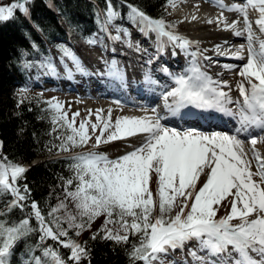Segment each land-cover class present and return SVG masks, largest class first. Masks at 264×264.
Returning <instances> with one entry per match:
<instances>
[{
    "label": "snow or ice",
    "instance_id": "1",
    "mask_svg": "<svg viewBox=\"0 0 264 264\" xmlns=\"http://www.w3.org/2000/svg\"><path fill=\"white\" fill-rule=\"evenodd\" d=\"M119 2L123 4L125 0ZM30 3L32 0H13L8 6L0 5V21L12 19L17 10L27 17L29 8L26 5ZM167 4L177 6L176 0H167ZM216 4L221 14L208 19L207 23H216L246 40L234 52H221L220 46L216 47L217 54L243 62L223 65L228 71L239 68L236 99L231 95L228 81L214 79L207 71L213 61L199 49L198 41L177 34L172 30L174 24H168L163 18H153L136 5L127 4L126 7L129 21L137 25L142 35L155 34L156 55L145 61L147 65L158 59L169 45L190 57L189 66L180 74L170 73L167 67L161 68L175 84L162 93L167 113L175 117L181 110H187L183 117L197 112L207 113L205 119L218 115L230 117L236 124L234 132L169 127L162 122L166 117L156 108L151 109V114L145 110L144 115H121L115 120L111 109L106 116L103 109L89 110L77 127L79 112L69 119L62 102L56 98L46 101L54 112L53 124L60 122V127L70 130V134L57 137L60 142L53 147L58 151L85 148L95 136L91 150L68 157L73 161L70 165L73 176L65 181V196L73 202L76 214L67 211L65 201L50 207L47 217L38 202L25 204L31 198L30 189L18 181L24 179L27 169L4 156L0 141V195H11L9 209H31L19 223L9 225L0 220V264H10L17 242L33 232L40 233L41 243L51 239L70 249L68 260L80 264L82 258L89 257V252L69 237V230L75 229V235L79 236L100 216L106 217L100 230L104 233L103 239L127 244L130 236L137 238L131 244V264H264V154L256 147L264 143V0H244L230 6L224 0H216ZM225 10L239 13L243 27L239 20L229 23L223 16ZM250 10L258 14L255 20L250 19ZM118 18H122L120 13L111 0H107L101 31L107 33L108 25ZM191 19L197 17L193 15ZM109 38L121 39L119 35L110 34ZM97 42L96 39L88 41L93 45ZM100 43L103 46V42ZM126 43L133 47L130 39ZM135 47L138 52H147L138 45ZM193 47L195 50H191ZM62 53L61 62L67 57L76 72L90 74L70 48H62ZM205 60L209 62L207 66L203 63ZM104 64L105 71L97 74L124 86L126 77L118 62L104 61ZM48 67L55 72L53 64L49 63ZM65 68L71 76L72 69L67 65ZM143 83H159L153 79L151 68H145ZM92 115L96 116V122H92ZM137 136L141 137L138 146L116 159L96 151L101 144ZM202 176L204 182L198 187ZM154 177L155 191L152 188ZM225 201L230 204V211L217 219ZM61 210L64 216L58 214ZM33 218L36 228L31 225ZM115 224L119 227H108ZM191 241L196 244L185 251ZM177 250L184 253L183 259H176ZM43 255L50 257L52 264H68L58 249L51 246L43 249ZM33 259L35 264H42L38 257Z\"/></svg>",
    "mask_w": 264,
    "mask_h": 264
},
{
    "label": "trees",
    "instance_id": "2",
    "mask_svg": "<svg viewBox=\"0 0 264 264\" xmlns=\"http://www.w3.org/2000/svg\"><path fill=\"white\" fill-rule=\"evenodd\" d=\"M113 7L122 18L112 23L134 24L127 17V4H133L153 18H163L168 24L167 0H111ZM29 15L25 17L19 10L8 21H0V141L3 142V154L15 164L27 171L24 179L18 181L30 189V204L38 202L47 217L50 207L65 194V181L73 176L68 157L87 152L85 148H73L70 152H61L53 147L59 144L58 136L70 134V130L53 124L54 112L45 103L50 98L41 92H30L27 87L36 83L42 72L51 71L48 64L65 68L69 59L61 57L62 48L75 46L83 48L90 39L104 41L110 31H101V23L107 11V0H32L26 5ZM72 43H71V42ZM23 100V102H21ZM55 128V131L53 129ZM51 149V150H50ZM43 158L33 161L36 158ZM10 194L0 195V220L11 225L19 223L31 211L30 207L9 209ZM62 216L61 212L58 213ZM33 228L37 223L31 220ZM67 227V224L64 225ZM101 227L75 235V229L69 230V237L85 246L88 258H82L80 264H131V244L137 239L130 236L127 244H117L103 239ZM94 233H98L93 239ZM39 232H33L17 242L10 258V264H35L38 257L42 264H51L50 257L43 255V249L51 246L58 249L68 264L70 249L59 246L51 239L41 243ZM64 239V238H62ZM140 264V262H137Z\"/></svg>",
    "mask_w": 264,
    "mask_h": 264
},
{
    "label": "bare ground",
    "instance_id": "3",
    "mask_svg": "<svg viewBox=\"0 0 264 264\" xmlns=\"http://www.w3.org/2000/svg\"><path fill=\"white\" fill-rule=\"evenodd\" d=\"M194 0H179L176 9L178 13L185 19L186 25L190 26V30L186 31L184 28L181 29H172L177 34H180L189 40L192 41H198L199 42V49L204 53L205 56L211 57L212 64L210 67H207V71L210 75L213 76L214 79L219 80H226L228 81L229 85L232 87L231 95L233 99H236L239 96L238 91L235 89V85L237 81L240 79V77L236 74L239 71V68H235L232 71L226 70L223 65L226 64H233V65H239L242 64V61L231 59L229 56L219 55L216 52V47L220 46V51H231L234 52L241 44H245L246 40L243 37H236L231 30H224L221 26H218L216 23L209 24L207 23L208 19H213L218 17L221 14V9L217 6L216 0H206L207 2H193ZM193 2V3H192ZM244 0H224V3L226 5H232L234 3H243ZM195 15L197 19L193 20L191 17ZM257 13L255 11L250 10L249 16L250 19L255 20L257 18ZM223 16L227 18L229 23H232L233 21L239 20L240 27H243V18L240 16L239 13L234 11H223ZM254 31H257V34L259 35L258 28L255 24H253ZM151 43L150 41L141 42L142 44L139 45L140 49H146L147 52L140 51L138 52L136 49L132 50L129 46L123 45L119 42L116 43V46L121 49L116 50L113 49L110 53L115 54L116 57H100L98 58H90L87 59L82 56H79L83 65L88 70L90 74H83L76 72L73 67L72 73L74 74L75 78L84 80L82 83H78L76 81H69V83L73 86L83 85L85 86V89H97V90H105L108 92H102L104 95L116 97V98H122L119 95H127L129 92H133L136 95L139 93L136 91H141L142 88H144L145 84L143 83V72L145 68H151L153 73V78L156 76V80L158 81H169L170 76L167 73H164L161 71V67H167L169 68V72L173 74V69L175 66L179 67L178 70L182 73L189 65L188 62L190 60V57L187 55H184L181 59L176 58V56L179 57L178 53L175 52V55H173V48L166 47L163 54L159 55L158 59L154 60L151 65H147L145 61L151 57L156 55L155 51V44L154 40ZM138 43H136L137 45ZM167 49H168V55H167ZM195 50V47L193 49ZM169 51L171 53H169ZM247 55V53H245ZM166 56V57H162ZM162 59V60H161ZM116 60L124 69L125 77H126V83L124 86H121V83L117 80H114L112 78H109L105 75H98L97 73H102L105 71V64L104 61H111ZM203 63L207 66L209 62L207 60L203 61ZM72 66V65H71ZM176 71V70H175ZM217 73H220L221 75H217ZM162 75L165 78H159ZM41 77V76H40ZM39 77V79H40ZM39 79L37 83H39ZM175 84H171L170 87L167 90H170L171 87H174ZM165 90L164 92H166ZM227 91L228 89H224ZM118 94V95H117ZM82 95V94H81ZM146 96V95H143ZM147 98V97H146ZM94 99H100L99 96H94ZM111 99V98H109ZM160 98H158L159 100ZM123 101H126L125 99H122ZM114 103V100L111 99V105ZM157 103V110L160 114L166 115L167 110L164 108V100L162 98L161 94V100L156 102ZM155 103V104H156ZM169 103H171V100H169ZM163 107V108H162ZM230 107H235V105H230ZM145 113H139L134 115H144ZM197 115H193L190 117H183V114L179 115V120L181 121L180 124H170L171 127H177L179 128L181 125H186V123H190L192 119H196ZM218 121L221 123V115L216 116ZM188 125V124H187ZM234 126H236L235 123H233ZM131 149H134L136 146H138L141 137H132L131 138ZM264 146V143H258L257 148L261 151L262 154H264V151L262 150ZM254 163L255 160H254ZM231 251V248L229 249ZM203 254V253H201Z\"/></svg>",
    "mask_w": 264,
    "mask_h": 264
},
{
    "label": "rangeland",
    "instance_id": "4",
    "mask_svg": "<svg viewBox=\"0 0 264 264\" xmlns=\"http://www.w3.org/2000/svg\"><path fill=\"white\" fill-rule=\"evenodd\" d=\"M179 0H176V5L179 3ZM202 3L207 2L206 0H200ZM198 0V2H200ZM13 2V0H0V5L3 6H8ZM194 3L197 2V0L193 1ZM192 2V3H193ZM169 19L173 20V22L175 23V29H181L184 28L186 31H189L191 28L189 25H186L185 23V19L178 13L176 7H172L169 6ZM132 25H126V24H119V23H112L110 25V29L112 31L111 36H113V34L119 35L122 39V41L124 42V44H127L126 41H128L130 39L133 47H130L132 50L136 49V43H138L137 45H141L140 44V39L141 37H139L138 34H136L135 29H138L137 25L134 24L135 29H133V32L129 29L131 28ZM126 33H130L129 35H126ZM149 40H156L155 34H149ZM96 39V38H95ZM112 40V39H111ZM135 40V43H134ZM98 41V39H97ZM103 42V46L101 45V43L98 41L95 45L90 44V43H86V44H82L83 49L82 50H78V48L74 51L76 54L78 53V51L80 53L83 54L84 59H90V58H98L100 59V57H116L115 54L110 53L113 49L116 50H120L117 46L116 43L118 42H114L111 45L110 39L107 38L106 40L104 39ZM153 42V41H152ZM151 42V43H152ZM155 44V42H154ZM76 46V45H75ZM78 47V46H76ZM167 47H171V45L167 46ZM140 48V46H139ZM75 49V48H73ZM175 52L178 53L179 57H183L185 55L184 52H182L181 49L179 48H175L173 49ZM181 52V53H180ZM169 53H171L169 51ZM167 55H168V49H167ZM112 61V60H111ZM57 67V65L55 66ZM73 69H75L74 65L72 64ZM169 69V68H168ZM57 70H62L60 68H56L55 72H57ZM50 78H58V77H52L51 76H46V77H40L39 79V83H44L45 85L42 86L39 83H30V85L27 87V89L30 92H41V94H43L44 96L52 99V98H56L58 99L60 102H62L64 104V110L68 112V117L69 119H71V116L73 113L75 112H79L80 116L77 117V121H76V126H79V123L82 119H84L85 117L88 116L89 114V110L95 112V110L97 109H103L104 110V115H107V111L109 109L112 110V116H113V120H115V118H117L118 116L121 115H134V114H139V113H145V110L148 112V114H151V109L152 107L150 105L144 104V103H130L128 101H123L119 98L116 97H112V96H108V95H104L102 94V92L99 94V90L94 89L92 93H85L86 89L83 88V85L79 86V90H75V89H69V87L67 86V84L65 82H61L60 85L58 86V84L56 82H53ZM52 81V82H51ZM77 89V87H76ZM82 94V95H81ZM129 94L131 95H136L133 92H129ZM127 94V95H129ZM100 95V99H94V96H99ZM111 98L112 100H114V103L111 105ZM137 100H141L143 101L142 98H137ZM158 102V100L156 101ZM155 102V103H156ZM157 106V103L155 104ZM122 109V110H121ZM92 122H96V116L92 115L91 117ZM166 124V123H165ZM167 126L171 127L170 125L166 124ZM184 125H181L178 129H187L189 128L188 126L183 128ZM90 133H91V129H89ZM203 131H211V130H206L204 129ZM215 131H220L215 129ZM230 134L232 132H229ZM99 132L97 131L96 135H98ZM243 138V136L241 137ZM131 138H128L126 140H119V141H114L111 143H107V144H101L99 146L98 149H96V151L98 152H102V153H106L109 158L111 159H116L119 156L124 155L125 153L132 151L133 149H131L132 144H131ZM95 143V136H93L92 140L90 141V143L86 146V149L91 150L92 149V145ZM245 147L248 148L250 147V145L248 144L247 140L245 141ZM262 150L264 151V146L262 148ZM40 159L43 158H36L33 161H38ZM253 164V171H255V164L254 160L252 161ZM204 177H201L200 180V184L198 185V187L200 185H202V183L204 182ZM152 188L155 191L156 189V181H155V177L153 178V182H152ZM231 199V198H229ZM61 201H65L67 204V211L72 212L73 214H76V209L74 207L73 202L71 201V199L66 198L65 194L63 195V198L58 199L56 201V205L59 204ZM230 211V204L228 203V201H225L221 206H220V211L217 214V219L227 215ZM62 216H64V210L60 211ZM106 217L105 216H100L98 218H96L94 220V222H92L91 227L90 228H86L84 231L81 232V234L89 232L90 230H92L94 227H103L104 225V221H105ZM239 221H233V223H238ZM109 228H118L119 225L115 224V225H109ZM51 259V258H50ZM52 264V262H51Z\"/></svg>",
    "mask_w": 264,
    "mask_h": 264
}]
</instances>
